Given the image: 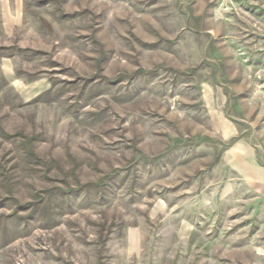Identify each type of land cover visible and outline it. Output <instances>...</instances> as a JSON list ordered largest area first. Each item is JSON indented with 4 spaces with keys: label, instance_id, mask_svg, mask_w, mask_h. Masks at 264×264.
I'll use <instances>...</instances> for the list:
<instances>
[{
    "label": "rangeland",
    "instance_id": "rangeland-1",
    "mask_svg": "<svg viewBox=\"0 0 264 264\" xmlns=\"http://www.w3.org/2000/svg\"><path fill=\"white\" fill-rule=\"evenodd\" d=\"M0 264H264V0H0Z\"/></svg>",
    "mask_w": 264,
    "mask_h": 264
}]
</instances>
